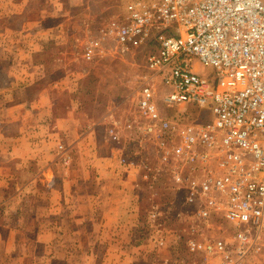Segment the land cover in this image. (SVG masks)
I'll use <instances>...</instances> for the list:
<instances>
[{
  "label": "built area",
  "instance_id": "built-area-1",
  "mask_svg": "<svg viewBox=\"0 0 264 264\" xmlns=\"http://www.w3.org/2000/svg\"><path fill=\"white\" fill-rule=\"evenodd\" d=\"M123 2L84 57L104 43L117 54L146 48L151 76L106 134L141 149L133 158L117 145L123 169L148 184L167 174V217L154 203L149 222L178 227L192 264H264V0ZM207 67L212 78L201 75ZM152 76L169 86L159 100Z\"/></svg>",
  "mask_w": 264,
  "mask_h": 264
},
{
  "label": "rangeland",
  "instance_id": "rangeland-1",
  "mask_svg": "<svg viewBox=\"0 0 264 264\" xmlns=\"http://www.w3.org/2000/svg\"><path fill=\"white\" fill-rule=\"evenodd\" d=\"M123 13V0H0V171L2 176L8 173L15 164H10L11 157L40 154L47 161L58 160L63 174L69 168L77 178L90 174L91 189L99 193L103 184L97 202L106 189L123 194L128 217L119 223L116 214L94 218L84 236L98 241L120 236L136 244L135 257L125 260L117 256L113 242H102L91 247L93 255L85 260L82 247L70 244L75 222L67 212L57 218L60 224L55 234L41 231L39 221L52 218L46 200L40 203L36 221L34 212L20 215L17 211L33 206L31 195L37 183L46 190L52 182L47 183L44 175L45 180L41 177L29 183L24 176L19 184L29 185L22 193H15V185L5 188L0 181V264H192L195 260L186 251L178 227L168 232L167 221L156 226L148 220L154 203L167 217L171 195L167 174L159 173L148 184L140 179L139 171L123 169L117 145L133 158L141 149L131 143H114L106 134L109 122L131 116L141 82L151 76L145 68V47L117 54L110 43H104V51H97L91 60L84 57L89 41L98 38L102 18ZM201 75L212 78L213 68L207 67ZM152 82L159 100L169 86L156 76ZM206 118V114L198 117ZM27 167L37 168L18 165L17 172ZM77 184L79 190L84 186ZM23 215L29 216L27 225L20 223ZM157 235L164 236L165 246L155 244ZM56 240L60 245L53 246ZM59 247L65 251L52 257ZM131 247L121 250L131 251Z\"/></svg>",
  "mask_w": 264,
  "mask_h": 264
},
{
  "label": "crops",
  "instance_id": "crops-1",
  "mask_svg": "<svg viewBox=\"0 0 264 264\" xmlns=\"http://www.w3.org/2000/svg\"><path fill=\"white\" fill-rule=\"evenodd\" d=\"M9 160L10 164L12 162H15V164L9 166L8 173H5L4 176H2V172L0 171V181H2V186H4L5 188L9 187L10 185H15V193H17V191H20V193H22V191L26 190V187L29 185V183H32L37 179L39 180L41 179V177H43L42 180H45L44 175L47 178V183H49L48 181L52 182V184L48 186L49 188L46 187V190L41 183H37V185L34 186V191L31 195V198L34 199L33 206H30L29 209H27V207H20L19 211H17L20 215H22V212H24L25 214L27 213V215H30L34 212L36 215L35 221L38 220V216L41 215L39 213L41 207L40 203L46 200V202H48L47 214L52 218L51 220H46V222L39 221V229H41V231H49L50 234H55V231L59 228L58 225L60 224V219L57 218L61 215V213L65 215V212H67V216L72 217V220L75 222V225H73V232L71 234V237L69 238V241H71L70 244L75 247H82L85 260L88 258L90 259V257L93 255L91 247H93L95 244L99 245L102 242H107L108 244L113 242L112 244L117 247L119 251V253L118 251L116 252L117 256H122L125 260L129 259L130 257H135L136 244L133 242L131 244H128L126 243V240H123V238L120 239V236L113 239V241L112 239L108 241H98L97 239L92 240L93 238L91 239V237L84 236L85 231L88 227L91 226L94 218L95 221H97L99 217L102 220L104 217H109L110 214H116V223H119V221L117 220H122L123 217L124 219L128 217L127 212L129 209L127 205L123 203V201L126 202L123 194L117 193L116 195L113 192L109 191V189H106L105 191H107V193H105V196L102 198V200L100 199L101 202H97V199L103 195L104 191L102 190H104V186L102 184L100 193L98 189H91L94 186L93 179L90 174H86L83 172L84 175L77 178V175L73 173V170L71 168H69V173L63 174L60 170L58 160L52 159V161H47L42 158L40 154H36L33 158L23 156L11 157ZM27 164L35 165L37 168L30 170L27 167L22 169V172H17L18 165L26 166ZM24 176L28 177L30 182L25 185H20L19 179ZM77 182L83 183L84 186L81 190L77 189V186H79ZM67 202L71 203V205H66ZM35 203L36 206L34 207ZM97 203L99 204V206L95 205ZM28 220L29 216L25 218V216L23 215L20 223L27 225V223H29ZM53 243V246L60 245V241L57 240ZM128 246H132L131 248L133 249L127 252L121 250V247ZM58 251L63 252L65 250L62 247H59L56 252L53 253L52 257H54L55 253H57Z\"/></svg>",
  "mask_w": 264,
  "mask_h": 264
}]
</instances>
